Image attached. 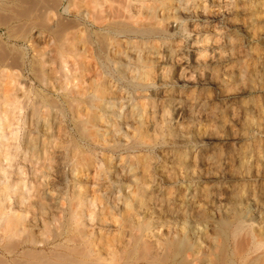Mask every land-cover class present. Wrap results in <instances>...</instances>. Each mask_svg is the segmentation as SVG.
Returning a JSON list of instances; mask_svg holds the SVG:
<instances>
[{
	"label": "rangeland",
	"instance_id": "374dc122",
	"mask_svg": "<svg viewBox=\"0 0 264 264\" xmlns=\"http://www.w3.org/2000/svg\"><path fill=\"white\" fill-rule=\"evenodd\" d=\"M165 1L0 0V264L31 259L21 253L42 249L45 256L68 254L86 264H169L174 235L195 223L208 224L202 238L191 236L197 244L185 253L194 264H264V246L248 243L244 231L234 235L231 229L227 238L219 236L215 224L221 209L240 194L246 204L254 198L264 216V0ZM156 5L168 15L159 23L146 16ZM180 7L187 10L178 17L174 12ZM86 9L91 12L87 22L91 31L83 33L79 47L65 49V58L70 56L66 63L73 70L78 62L99 66L102 77L120 87L116 92L132 94L133 104L143 111V123L129 128L125 149H112L95 136L88 143L81 138L72 122L77 101L71 106L63 100L66 80L54 71L59 66L53 49L57 37L78 34L76 13ZM107 33L119 42L117 50L132 42L135 51L151 59L137 61V51L122 62L131 70L136 67L139 76L124 78L117 73L105 45L100 46ZM130 69L128 74L135 73ZM12 92L18 106L26 103L22 111L15 110V120L8 105ZM11 130L16 139L14 157L8 161L4 156ZM75 139L90 149L77 148ZM53 140L52 151L64 148L67 162L88 161L80 173L89 174L85 186L75 180L71 163L66 167L52 161L54 153L45 149L44 185L38 180L32 164L34 148ZM109 155L136 167L134 207L121 216L102 214L110 219V230L103 219L93 224L89 214L83 216L84 226L72 223V209L82 199H87L85 213L100 215L95 198ZM34 182L41 184L32 198L17 190L27 184L32 194ZM57 193L65 196L64 213L53 207ZM187 198L193 202L188 221L186 213H176ZM19 217L26 220L12 230L10 220ZM244 224L257 233L264 227L251 221ZM143 239L150 240L149 247ZM36 240L47 244L37 246Z\"/></svg>",
	"mask_w": 264,
	"mask_h": 264
},
{
	"label": "bare ground",
	"instance_id": "6f19581e",
	"mask_svg": "<svg viewBox=\"0 0 264 264\" xmlns=\"http://www.w3.org/2000/svg\"><path fill=\"white\" fill-rule=\"evenodd\" d=\"M165 3H166V1H165ZM180 4L181 3L179 2V5ZM95 5L97 6L96 3H95ZM185 9H186V7L176 8L174 13L176 15H178V17H181V13ZM162 11L163 10H161V7L160 6L158 7L156 5V6L148 9V11L146 12V16H148L149 19L154 20L156 23H159L168 17V15H166V12L164 13ZM90 13L91 12L89 11V9H86L84 11L78 10V12L76 13L77 16L79 17L78 18L79 20H76L78 22L76 24H77L78 29H80V32H79L80 36H79L78 32H77L78 34H73V35H69V34L66 36L59 35V34H62V32H64L63 28L60 29L61 30L60 33L58 32L59 37H57L55 34V37H57L59 41H58V44L56 45V47L53 49H55L54 52L59 57V62L56 60L58 62L59 66L57 68H55L54 71L56 74H61L60 77L64 76V78L66 80L67 87L64 88L66 91L63 92V94H62L63 100L68 102V105L70 104L71 106H72L71 103L73 101H77V105L75 107L77 109H76V111L73 110L75 112H74V115L72 114V120H73L72 122H73L74 127L76 128L77 132L80 134L81 138L84 139L86 141V143H88L87 141H89V138L91 136H93V137L95 136L96 139L98 138V139H100V141L102 140L105 143V145L111 146L112 149L115 146L116 147L120 146L121 149H125L126 148L125 142L129 136V128L136 125L135 123H138L139 126L142 125V123H143V115H144L143 111L139 108V106L137 104H133L134 97L132 96V94L128 93V92H123L122 94H119L118 92H116L115 90L120 89V87H118V84L115 83L114 81L107 79V78L106 79L103 78L104 76L102 77V75L104 73L101 72V70L99 69V66H98V69H95L96 65L94 68V67H91V65H87V64H84L82 62H80V63L78 62V66L75 68L76 69V73L74 72L75 74L72 73L75 69L73 70L72 67L70 69L69 68L70 65L67 66L68 60H66V59L69 58L70 56L68 54L67 55L68 57L65 58V54H64L65 49H68L67 51H72L76 47H79V46H76V44L78 45L77 42H79V41L81 42V40L84 38L86 33H90V31H91L90 26L87 23L89 18H91ZM59 17H61V16H59ZM94 18H96V17H94ZM96 19H98V18H96ZM96 22H97L96 24H98V25L100 24V23H98L100 21L96 20ZM59 23H61V22H59ZM101 23H103V22L101 21ZM103 28H108V26H103ZM57 30H59V29H57ZM69 33H73V32L70 31ZM101 33H104V32L101 31ZM96 34H97V31H96ZM107 34H108L106 36L107 41H105V43L104 42L100 43V41H99V43L102 44V45H100V44L99 45L100 46L105 45L103 47V49L114 60L115 70L117 71V73L124 76V78H126V77L133 78L135 75L139 76V73L137 74L134 70L136 67H134V69H133L134 71H133L130 68H128L129 67L128 63L127 64L122 63V62H124V60L126 62L128 59H130L131 57L134 56L133 54L138 51V49H137V51H135L136 46L134 44H132V42H131L128 45L124 46L125 47L124 50L119 51V50H117L118 46H119V42H117L115 40L113 35H111L109 33H107ZM98 35H99V33H98ZM87 38L89 39V34L87 35ZM100 38H102V37L100 36ZM102 39H101V41H103ZM97 40H98V38H97ZM90 41H91V39L89 40V42ZM64 42H68L67 46H65L66 44H64ZM87 44H88V42H87ZM90 44H88L89 47H90ZM53 45H54V43H53ZM64 47H66V48H64ZM82 47L85 49V46H82ZM89 47H87V45H86V48H89ZM100 49H102V48H100ZM81 50H82V48H81ZM149 50H151V49H149ZM85 51H86V49H85ZM85 51H84V53H85ZM96 51H98V50L96 49ZM55 53L53 54L54 56H55ZM136 54H138V55H136L137 61H140V62L142 61V63H150L151 59H149L148 57H145L141 50H139ZM79 55H76V56L79 57ZM22 58H24V55L22 56ZM124 58H126V59H124ZM76 59H77V57H76ZM22 65H23L22 67H24V59L22 60ZM128 69L135 72L136 74L135 73L128 74V72H130V71H128ZM98 70L102 73V75L100 74V72ZM131 74H132V76H131ZM13 75H12L11 79L15 81V77ZM145 75H146V72L144 71V73L141 76L144 77ZM76 77H77V79H75ZM116 93H118L119 95H117ZM17 98L18 97L14 92H12V94L10 93L8 105L10 107H12V109L14 111L16 109H18L19 111H22L23 110L22 108H23V106H25L26 103L23 106H20V105L18 106V104H17L18 99ZM63 112H64V110H63ZM15 113H16V111L13 112V120H15L14 119ZM63 114H65V113H63ZM61 119H63V118H61ZM12 126L13 125H10V127H12ZM2 128H3V126L1 125L0 129H2ZM63 130L65 131L66 129H63ZM63 130H62V132H63ZM55 132L57 134H60L59 128H56ZM15 134L16 133H14L13 130L10 131L11 136L8 138V141H9V143L7 145L8 150H7L6 155L4 156V158H6V160H8V161H11L12 158L14 157L11 150L13 147H15V146H13V140L16 139ZM28 134L29 133L27 132V135ZM27 135H24V136H27ZM62 135H63V133H62ZM75 141H76V139H75ZM2 142H3V137H0V143H2ZM54 144H56V143H54V140L53 141H47L46 144L43 143V146L39 145V146H37V148H34V150L36 151L37 154L35 155V159L32 160V164L34 167V173L39 178L38 180L42 183V185H44V174H43L44 170L42 169V166L45 167V165L43 163V157H42L43 151L42 150L45 149L46 151L52 152V154L54 153L53 156L50 158L52 161H55L57 163H63V165L65 164V166L69 162V161L67 162L64 155L62 156V154L65 153L64 152L65 150H62L64 148L59 150L60 152H53L52 151V147L54 146ZM76 145H77V148L80 147L84 151L87 150L88 148L90 149V147L88 145H82L81 143L79 144L78 142ZM54 150H55V148H54ZM24 151H25L24 152L25 153V159H27L26 158L27 150L24 149ZM0 158H2L1 154H0ZM45 158H46V156H45ZM62 160H63V162H62ZM70 163H71L72 173L74 174L75 180L81 182L82 183L81 185L85 186V182H86L85 180H87L89 178L88 177L89 174L85 173L84 175H81L80 173L85 171V166L88 164V161L83 160V159H75L73 161V163L69 162V164ZM105 163H106V161H105ZM106 165H107V167L106 168L104 167L105 169L100 172V177L98 179V181H99L98 183H100L98 186V192H99L98 194L99 195L95 198V204H97L99 207L100 215L96 216L95 211H90V213H88V212L85 213V206L87 205V199H82L81 201H79L77 203L76 208H74V210L72 209V212L70 214V216L72 217V220H71L72 223L75 222L76 224H80V225L84 226L85 219L83 216L89 214V216L92 217L93 224L95 222L100 223L101 220L103 219L105 222L106 229L110 230V226L112 223L108 217H102V216H104L102 214H106L105 212H107V215L108 214L111 215V214L116 213V214H118V216L119 215L121 216L126 211L128 212V210H131L134 207V205H135L134 196L136 195V187H137L138 179H139V176L136 175V171H135L136 167H134V164L133 165L127 164L126 161H124L122 163H118V161H117L116 157H114V155H109V157L107 158ZM40 182H39V184H38V182L33 183L31 188H32V190H34V193H32V194H30L31 189H30V187L27 186V184L25 185L22 183V185H20V187L17 186V190H20L22 194L24 192L29 193V196H27V197L32 198L33 195H35L36 192L39 190L38 186H40V184H41ZM5 189L7 190V187ZM14 190H16V189H14ZM9 193H10V191H9ZM6 194H8V193H6ZM1 197L2 196L0 195V198ZM64 197H65L64 195L62 196L61 194L57 193L56 197L52 200L53 207L55 206L56 209H58L60 213H64L66 211V206H65L66 201H64L65 200ZM187 199L188 200L186 201V203L184 202V204H182L183 206L180 207L179 210H176L177 214L178 213H180V214L186 213L187 214L186 219H185L186 221H188L191 218V215H193V207H191L193 202L191 203L190 198H187ZM253 199L248 200V201H250L249 202L250 206H249L248 203L247 204L245 203L244 198H242V196L240 194L239 197L236 196L234 199H232L233 200L232 202L230 201V203H231L230 205H228V203L226 204L227 207L225 206L226 207L225 210L221 209L220 219L218 221L215 220V224H216V228L218 230L219 236H223L224 238H227L229 235V230H231V229H232V233L234 235L240 234L242 231H244L242 235H243V237L246 238V241L248 243L249 242L255 243L259 247L264 246V227H262L264 225V216L258 210L259 206H257L258 205L257 202ZM0 202H1V200H0ZM187 203H189V204H187ZM31 205H32V203H31ZM68 205H69V202H68ZM0 207H2L1 204H0ZM256 207H258V208H256ZM51 218H53V220H54L57 217L55 214H53ZM11 220H10V224L12 225L11 229L15 230V229H17L16 226L20 222H24L26 219L24 218V220H22V217H19V218H13ZM55 221H56V219H55ZM245 221L255 222L260 227H262V229L257 233L256 231H254L250 227L245 228V226H247L244 224ZM86 223H88V222H86ZM198 224L195 223V224L189 226L188 231H184V232H181V234L177 233L176 235H174V239L169 244L170 248L173 251V256H172V259H171L169 264H194L193 261L188 260V257L186 256L185 253L187 250L193 249L194 246L197 244V241H192V239H191L192 237L196 236L197 238L200 239L206 234L208 223L207 224L201 223V225L200 224L198 225ZM172 231L174 232V230H172ZM173 232H172V234H173ZM189 234H190V236H189ZM143 241H144L145 247H149V244H151L150 240H148V239H143ZM34 244L37 246L45 247L47 242L45 240H36L34 242ZM197 249H199V248H197ZM45 252H46V250H44V249H42L41 251H39L37 253H34V251H31V250L23 251L21 253V255L23 257H32V258L31 259H24V260L22 258H17L15 261H13L12 264H86V262H84V261L79 262L76 259H74L73 257H70L68 254H60V253L57 254L54 252V253H52V257H48V256H45V254H47ZM177 257H179V258H177ZM52 258H54V259L51 260ZM207 263L209 264V262H207ZM133 264H135V262H133ZM202 264H204V263H202Z\"/></svg>",
	"mask_w": 264,
	"mask_h": 264
}]
</instances>
